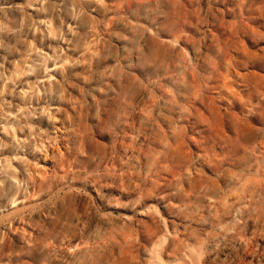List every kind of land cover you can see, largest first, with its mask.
Listing matches in <instances>:
<instances>
[{"label": "rangeland", "instance_id": "obj_1", "mask_svg": "<svg viewBox=\"0 0 264 264\" xmlns=\"http://www.w3.org/2000/svg\"><path fill=\"white\" fill-rule=\"evenodd\" d=\"M141 7L0 0V264H264V0Z\"/></svg>", "mask_w": 264, "mask_h": 264}, {"label": "bare ground", "instance_id": "obj_2", "mask_svg": "<svg viewBox=\"0 0 264 264\" xmlns=\"http://www.w3.org/2000/svg\"><path fill=\"white\" fill-rule=\"evenodd\" d=\"M189 71V70H188ZM222 110V109H221ZM109 126V125H108ZM106 126V127H108ZM135 128V127H134ZM57 129V127H56ZM63 137V136H62ZM62 137H60L62 139ZM65 137V136H64ZM60 141V139H59ZM63 141V139H62ZM61 141V142H62ZM263 144V143H262ZM63 145V144H62ZM51 146V145H50ZM65 147V146H64ZM62 148V147H61ZM66 148V147H65ZM51 149V148H50ZM59 150V149H58ZM61 152L63 150H60ZM50 153H53V150L51 149ZM60 153V152H58ZM64 152H62L63 154ZM51 156V155H50ZM49 157V155H48ZM42 161V160H41ZM45 161V160H44ZM50 162V160L48 161ZM47 162V163H48ZM253 164V163H252ZM50 166V164H48ZM118 167V166H117ZM124 168V167H123ZM125 169V168H124ZM261 169V168H260ZM145 177V176H144ZM105 184V183H104ZM231 191V190H229ZM228 191V192H229ZM141 197V195H140ZM12 205V204H11ZM230 208L231 205L227 200H224L223 202V208H222V215L224 218L229 217L230 214ZM15 209V208H14ZM219 209V208H218ZM23 215V214H22ZM260 222L264 223V214H262L260 217H255L252 220V224H251V228L248 225L247 220L239 223L237 222L236 225V229L234 232L231 231V229H225L222 232V238L224 240H235V241H239L244 243V248H247V252L248 255L253 257L255 255L258 256V248L260 249H264V247L258 246L256 244V248L254 249H250L249 248H253V242L249 241L248 239L245 238V235L247 233V230L249 229H253L252 231H254V233L257 231ZM262 226V225H261ZM79 227V226H78ZM104 228V227H103ZM262 228V227H261ZM49 229V228H48ZM210 229V228H209ZM250 230V231H251ZM76 235V234H75ZM255 236V235H254ZM111 238V237H109ZM162 240H157L156 242H153L151 244V246L148 249V260L146 264H163L162 260H160V250L162 247ZM69 244V243H68ZM70 245V244H69ZM67 245V246H69ZM244 249V250H245ZM65 250V249H64ZM70 250V249H69ZM72 250V249H71ZM68 251V250H67ZM214 251L215 253L218 252V244L214 243L213 245H210L208 243V239L204 238V237H199L198 239H196L193 243H186L184 245V252H183V257L182 259L185 261L186 264H203L204 260L206 259V257L208 256V253ZM65 252V251H64ZM247 252H244V254H247ZM238 254V249L236 250V256ZM243 254V255H244ZM61 256V255H60ZM64 256V255H63ZM261 256L264 259V256L261 253ZM62 257V256H61ZM239 257V256H238ZM238 261V260H237ZM60 262V261H59ZM62 262V261H61ZM247 262V261H246Z\"/></svg>", "mask_w": 264, "mask_h": 264}, {"label": "clouds", "instance_id": "obj_3", "mask_svg": "<svg viewBox=\"0 0 264 264\" xmlns=\"http://www.w3.org/2000/svg\"><path fill=\"white\" fill-rule=\"evenodd\" d=\"M162 2L163 0H143V4L146 5V7L132 9L131 12L142 18L146 25H149L159 31L163 27H166L163 22H157L156 19L157 17H164L167 15V13L164 11V8L162 7ZM147 30V28H144L145 32ZM140 38H144L143 33H140ZM136 51H138L141 56L145 55L144 49L139 45V42H137ZM129 54L131 55V53ZM150 63L151 61L146 60L137 63L129 62V72L126 75L131 76L132 72L135 71L137 68H145ZM164 107H167V103L164 104ZM237 211L239 212L240 209H237Z\"/></svg>", "mask_w": 264, "mask_h": 264}]
</instances>
